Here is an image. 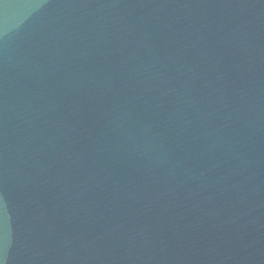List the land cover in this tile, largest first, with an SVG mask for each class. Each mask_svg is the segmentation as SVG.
Listing matches in <instances>:
<instances>
[{"label": "water", "instance_id": "water-1", "mask_svg": "<svg viewBox=\"0 0 264 264\" xmlns=\"http://www.w3.org/2000/svg\"><path fill=\"white\" fill-rule=\"evenodd\" d=\"M0 264H264V0H0Z\"/></svg>", "mask_w": 264, "mask_h": 264}]
</instances>
